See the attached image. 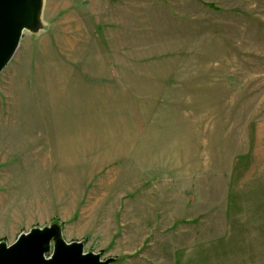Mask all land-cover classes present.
Returning a JSON list of instances; mask_svg holds the SVG:
<instances>
[{
    "label": "rangeland",
    "instance_id": "1",
    "mask_svg": "<svg viewBox=\"0 0 264 264\" xmlns=\"http://www.w3.org/2000/svg\"><path fill=\"white\" fill-rule=\"evenodd\" d=\"M0 73V242L62 227L112 264H264V0H43Z\"/></svg>",
    "mask_w": 264,
    "mask_h": 264
},
{
    "label": "water",
    "instance_id": "2",
    "mask_svg": "<svg viewBox=\"0 0 264 264\" xmlns=\"http://www.w3.org/2000/svg\"><path fill=\"white\" fill-rule=\"evenodd\" d=\"M43 0H0V73L15 55L25 32L43 29ZM113 258L84 251L83 242L67 243L53 223L22 233L12 244L0 242V264H112Z\"/></svg>",
    "mask_w": 264,
    "mask_h": 264
}]
</instances>
